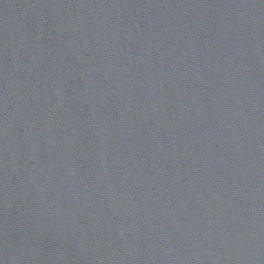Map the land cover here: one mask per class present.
Segmentation results:
<instances>
[{
  "label": "water",
  "instance_id": "95a60500",
  "mask_svg": "<svg viewBox=\"0 0 264 264\" xmlns=\"http://www.w3.org/2000/svg\"><path fill=\"white\" fill-rule=\"evenodd\" d=\"M0 264H264V0H0Z\"/></svg>",
  "mask_w": 264,
  "mask_h": 264
}]
</instances>
